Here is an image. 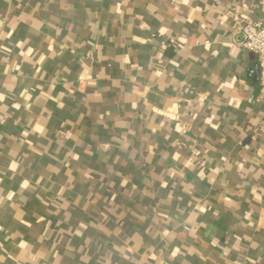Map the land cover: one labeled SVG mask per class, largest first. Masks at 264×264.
I'll return each instance as SVG.
<instances>
[{
    "label": "crops",
    "instance_id": "1",
    "mask_svg": "<svg viewBox=\"0 0 264 264\" xmlns=\"http://www.w3.org/2000/svg\"><path fill=\"white\" fill-rule=\"evenodd\" d=\"M236 7L0 0V264H264V116Z\"/></svg>",
    "mask_w": 264,
    "mask_h": 264
},
{
    "label": "built area",
    "instance_id": "2",
    "mask_svg": "<svg viewBox=\"0 0 264 264\" xmlns=\"http://www.w3.org/2000/svg\"><path fill=\"white\" fill-rule=\"evenodd\" d=\"M230 19L239 27L241 47L257 58L259 71V94L257 104L264 116V19L246 22L237 13L236 7L230 10Z\"/></svg>",
    "mask_w": 264,
    "mask_h": 264
}]
</instances>
